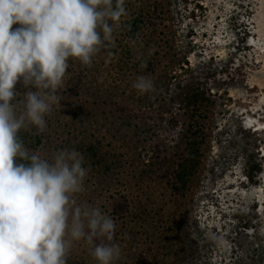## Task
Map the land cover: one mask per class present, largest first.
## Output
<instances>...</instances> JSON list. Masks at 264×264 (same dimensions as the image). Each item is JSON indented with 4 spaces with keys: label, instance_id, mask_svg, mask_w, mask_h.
Returning <instances> with one entry per match:
<instances>
[{
    "label": "rangeland",
    "instance_id": "1",
    "mask_svg": "<svg viewBox=\"0 0 264 264\" xmlns=\"http://www.w3.org/2000/svg\"><path fill=\"white\" fill-rule=\"evenodd\" d=\"M260 1L131 0L159 24L160 37L171 38L177 61L188 58L189 65L159 64L157 73L143 75L154 87L142 94L126 64L133 66L144 47L135 44L128 56L114 31L91 66L70 59L46 131L19 133L43 158L61 149L83 155L89 171L77 203L99 207L116 223L121 255L114 264H264V198L250 195L264 190V86L253 75L264 72L263 51L253 42L264 46ZM196 86L207 98L197 112L205 135L180 191L174 173L189 156L182 99ZM15 90L22 96L29 88L21 80ZM67 264L97 261L81 240Z\"/></svg>",
    "mask_w": 264,
    "mask_h": 264
},
{
    "label": "clouds",
    "instance_id": "2",
    "mask_svg": "<svg viewBox=\"0 0 264 264\" xmlns=\"http://www.w3.org/2000/svg\"><path fill=\"white\" fill-rule=\"evenodd\" d=\"M126 15L125 0H0V264H67L81 240L97 264L119 260L114 220L77 203L89 171L83 155L61 149L43 158L19 133L46 131L70 59L91 66ZM21 80L29 88L22 96ZM133 87L143 94L154 85L138 76ZM250 195L264 198V190ZM258 232L264 237V222Z\"/></svg>",
    "mask_w": 264,
    "mask_h": 264
},
{
    "label": "trees",
    "instance_id": "3",
    "mask_svg": "<svg viewBox=\"0 0 264 264\" xmlns=\"http://www.w3.org/2000/svg\"><path fill=\"white\" fill-rule=\"evenodd\" d=\"M125 8L127 10V15L122 17L120 26L115 29V32L122 36V39L119 38V40L126 44L125 48L122 47L123 50H125L124 53L126 54V52H129L127 55H132L133 48H137L136 45L138 44H141L140 47H144L140 53H137L138 57L136 58L135 56L133 66L125 57L126 63L128 62L126 68H129L133 76L138 77L147 74L149 75L152 72L157 73V67L159 64H162L166 70L175 69L172 67L176 66V64H180L182 67H184V64L189 65L188 58L185 59V62L177 61L172 52L173 43L170 46L171 38H162L159 36L160 34L163 35L165 32L163 33L162 29L159 31V24L153 21L150 15L146 12L147 10L144 8H135L131 3V0L128 1L127 7L125 4ZM132 44L136 45L132 46ZM111 46V50L119 53V46H117V48L113 44H111ZM150 46L152 48H160L162 53L160 54L159 51H151L152 48H150ZM158 55L160 57H158ZM170 55L172 56L170 57ZM169 57L170 60L166 59ZM117 65L118 67L123 68L122 64ZM206 99L205 90L200 89L198 86L191 87L182 99L183 107L187 112V123L183 133L185 136L184 144L189 150V156L177 163V170L174 173V186L180 191L187 188L189 178L191 177L198 161L197 154L200 148V138L205 134L202 132V128H200V121L197 112L205 106Z\"/></svg>",
    "mask_w": 264,
    "mask_h": 264
},
{
    "label": "bare ground",
    "instance_id": "4",
    "mask_svg": "<svg viewBox=\"0 0 264 264\" xmlns=\"http://www.w3.org/2000/svg\"><path fill=\"white\" fill-rule=\"evenodd\" d=\"M259 14H260V25L258 28V32L260 34V36L264 37V0L260 1V10H259ZM257 47H259L260 49H262L263 54L262 57L264 56V46H260L261 41H253ZM253 75L255 76V82L259 83L260 85L264 86V72L260 73V72H253ZM262 78V79H260Z\"/></svg>",
    "mask_w": 264,
    "mask_h": 264
}]
</instances>
